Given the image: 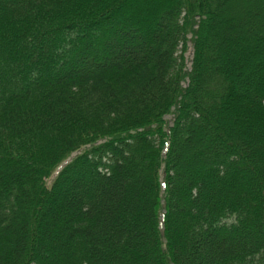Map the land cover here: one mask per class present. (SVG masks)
I'll return each mask as SVG.
<instances>
[{"label":"trees","instance_id":"trees-1","mask_svg":"<svg viewBox=\"0 0 264 264\" xmlns=\"http://www.w3.org/2000/svg\"><path fill=\"white\" fill-rule=\"evenodd\" d=\"M0 264H264V0H0Z\"/></svg>","mask_w":264,"mask_h":264},{"label":"rangeland","instance_id":"rangeland-1","mask_svg":"<svg viewBox=\"0 0 264 264\" xmlns=\"http://www.w3.org/2000/svg\"><path fill=\"white\" fill-rule=\"evenodd\" d=\"M179 54H182V56L184 57L185 60V66L187 68H190L191 65V57H192V49L191 47H186V50L181 49V51L179 52Z\"/></svg>","mask_w":264,"mask_h":264},{"label":"water","instance_id":"water-1","mask_svg":"<svg viewBox=\"0 0 264 264\" xmlns=\"http://www.w3.org/2000/svg\"><path fill=\"white\" fill-rule=\"evenodd\" d=\"M78 152H74L71 154V156L69 158H67L58 168L57 170L55 171L54 175L57 174V172L64 166L66 165L70 160H71V157H73L74 155H76Z\"/></svg>","mask_w":264,"mask_h":264}]
</instances>
